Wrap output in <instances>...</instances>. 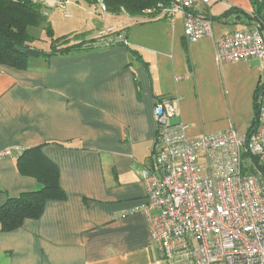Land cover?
<instances>
[{"label":"crops","instance_id":"obj_1","mask_svg":"<svg viewBox=\"0 0 264 264\" xmlns=\"http://www.w3.org/2000/svg\"><path fill=\"white\" fill-rule=\"evenodd\" d=\"M201 11L213 21V37L187 41L182 13L135 22L107 12L81 40L115 27L126 30V42L39 55L26 69L0 66V150H14L0 160V207L41 188L17 164L21 151L37 146L58 166L66 193L47 201L39 218L0 229V264H169L151 239L140 176L152 165L158 100L181 97L175 120L196 138L237 127H196L182 115L187 100L201 103L212 90L230 87L242 96L240 107L251 98L255 116V97L259 103L264 96L259 58L222 66L215 60L220 36L252 25L254 0H211ZM259 11L264 18V5ZM205 61L218 66V75H200ZM254 116L238 133H248Z\"/></svg>","mask_w":264,"mask_h":264},{"label":"built area","instance_id":"obj_2","mask_svg":"<svg viewBox=\"0 0 264 264\" xmlns=\"http://www.w3.org/2000/svg\"><path fill=\"white\" fill-rule=\"evenodd\" d=\"M210 2L168 0L141 14H126L132 21L148 22L182 13L185 38L194 42L214 35L212 19L201 11ZM94 6L108 12L103 1ZM97 38L94 46L124 43L127 35L125 29L110 27ZM252 58L264 68V21L258 18L215 43L220 66ZM180 101L179 96L158 100L152 165L140 169L152 242L169 264H264V96L249 135L231 126L189 138L188 125L175 120ZM13 154L12 147L2 149L0 160Z\"/></svg>","mask_w":264,"mask_h":264},{"label":"trees","instance_id":"obj_3","mask_svg":"<svg viewBox=\"0 0 264 264\" xmlns=\"http://www.w3.org/2000/svg\"><path fill=\"white\" fill-rule=\"evenodd\" d=\"M85 1L91 5H98L100 1H103L108 12L115 14L125 12L135 16L141 14L146 8L156 6L159 2L167 3L168 0ZM254 4L258 10L254 13L255 18L264 21L259 11L263 8L264 1L254 0ZM43 25L47 33L52 35V28L48 25L47 14L42 3L35 0H0V66L28 68L32 57L26 55L25 50L34 48L32 43L36 39L30 33V29ZM97 39L72 41L67 37L52 38L49 50H37L40 55L48 57L73 53L85 48L97 47L93 45ZM255 98V116L247 135L251 134L257 126L259 103L258 98ZM17 164L22 174L34 176L42 185L40 189L26 193L20 198H12L0 207V229L4 231L20 227L26 218H39L47 201L66 198V193L60 185L58 166L43 153L41 147L21 151Z\"/></svg>","mask_w":264,"mask_h":264},{"label":"rangeland","instance_id":"obj_4","mask_svg":"<svg viewBox=\"0 0 264 264\" xmlns=\"http://www.w3.org/2000/svg\"><path fill=\"white\" fill-rule=\"evenodd\" d=\"M43 4L47 14V22L52 28V35H49L45 29V25L41 27H33L30 33L36 38L32 43L33 47L39 50H49L52 44V38L67 37L72 41L84 39V36L93 34L94 25L97 18H105L104 13H94L93 7L85 0H71L69 3H58V0H35ZM60 1V0H59ZM202 67L200 75L211 76L218 75L220 69L218 66L209 61L201 62ZM228 91L212 90L209 95L201 99V103L194 96L187 100V105L181 107L183 116H187L190 123L196 127L206 128L221 127L228 124H235L237 130L244 133L247 125L250 124L254 109L252 100L249 98L248 104L245 103L240 107L237 103L242 98L239 97L238 90L227 87ZM183 99V98H182ZM179 119V118H178ZM239 124H243L240 125Z\"/></svg>","mask_w":264,"mask_h":264},{"label":"water","instance_id":"obj_5","mask_svg":"<svg viewBox=\"0 0 264 264\" xmlns=\"http://www.w3.org/2000/svg\"><path fill=\"white\" fill-rule=\"evenodd\" d=\"M25 54L30 56V57H38L40 55L39 51L35 48L26 49Z\"/></svg>","mask_w":264,"mask_h":264}]
</instances>
